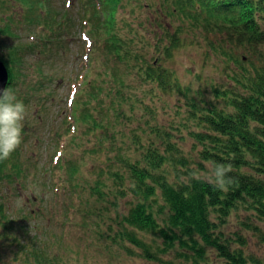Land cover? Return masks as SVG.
Instances as JSON below:
<instances>
[{
  "label": "rangeland",
  "instance_id": "rangeland-1",
  "mask_svg": "<svg viewBox=\"0 0 264 264\" xmlns=\"http://www.w3.org/2000/svg\"><path fill=\"white\" fill-rule=\"evenodd\" d=\"M67 1L50 2L60 17L56 15L58 17L50 18L49 22L45 21V13L39 16L36 12L35 19L41 22L37 24L29 20L26 4L19 0H0V58L12 60L16 83L12 91L26 105L23 127L27 131L22 132V143L18 147L19 165L25 172H13L11 163L4 170L6 176L0 172V264H198L181 256L182 252L195 254L193 249L182 248L179 243L166 249L160 232L134 229L152 254L150 257L143 248L123 240V219L137 201L129 191L126 195L121 193L130 182L132 184V173L123 162L140 160V165L145 166L142 150L154 143L164 152L166 144L158 135L169 132L176 148L173 155L186 158L188 162L187 166H179L181 171L191 168L209 174L213 164L202 159L199 151L204 146L193 134L207 130L190 119V106L184 95L165 93L155 82H140L135 75L124 74L130 84L125 93L131 98L122 102L123 107L118 108L116 114L111 113L102 121L104 124L110 121L112 136L100 128L92 131L86 124H81L74 132L73 140L69 135L61 136L67 131L66 120L73 121L68 98L74 102L88 100L86 107L91 112L90 98L74 92L83 79L90 80L106 66L102 45L92 47L94 43L85 42L82 35V12L90 8L83 10L84 3L80 0H70L67 6ZM160 1L144 0L147 4L144 8L134 2L127 3V11L120 14L118 25L124 26L125 34L127 24L141 30L151 28L148 33L154 29L145 36L155 43V35L160 33L156 23ZM61 17L66 20L62 24L59 23ZM163 19L165 24L177 23L166 16ZM259 25L264 31V16L259 19ZM169 30L172 33L174 28ZM144 32L140 33L143 37ZM179 35L182 44L170 57L159 58L160 54L152 45L147 60L152 62L157 58L155 62L168 68L181 85H191L190 92L199 107H203L205 101L214 100L215 89L236 86L245 91L234 80L240 67L226 54L244 57L246 62L242 66L248 72L254 73L264 66L262 35L251 40L240 36V44L226 32L206 33L194 29ZM12 47L31 54L24 58L21 53L20 57ZM88 55L89 62L85 60ZM93 56L95 60L91 62ZM37 63L42 64L43 74ZM118 68L126 69L123 64ZM46 75L44 85L39 86L40 76ZM84 86L85 91H89L90 86L85 83ZM43 91H53V100L42 103ZM132 104H135L133 108ZM216 106L229 109L221 99ZM56 151V157L52 158ZM165 155L169 157L171 153ZM61 159L65 161L60 166L55 165ZM69 160L73 162L74 176L68 170ZM101 168L107 170L105 176L99 174ZM252 169L242 168L259 176ZM115 170L122 174L120 179L112 175ZM125 178L121 185L120 181ZM186 178L181 176V180ZM169 179L177 181L175 172ZM98 183L101 188L97 187ZM96 190H101V195ZM160 205H164V199L159 191L155 206ZM164 206V213L157 215L161 223H166L164 214L168 213V207ZM218 216L211 214L213 220H219ZM217 233L222 241L229 240L230 250L242 249L247 264H264V216L257 210L245 206L233 210ZM207 255L199 264L228 262L215 248L208 247Z\"/></svg>",
  "mask_w": 264,
  "mask_h": 264
},
{
  "label": "trees",
  "instance_id": "trees-1",
  "mask_svg": "<svg viewBox=\"0 0 264 264\" xmlns=\"http://www.w3.org/2000/svg\"><path fill=\"white\" fill-rule=\"evenodd\" d=\"M19 1L26 4L24 6L29 20L37 24L41 22L35 19L36 12L39 16L45 13L46 22H49L50 18L60 17L59 12L57 14V10L50 4L52 0ZM80 1L84 3L83 10L90 8L89 13L87 9L82 12V23L86 22L89 27L88 34L94 42L93 47H96V44L102 45V52L106 54V66L102 73L97 72L90 80L83 79L80 88L74 92L89 97L93 108L89 112L86 107L88 100L74 102L72 99L75 103L71 111L73 121L66 118L67 131L61 136L69 135L73 140L74 132L79 130L81 124L89 125L92 131H99L100 128L106 131L109 137L112 136L111 123L109 120L107 124L102 123L103 118L108 119L111 113L116 114L118 108L123 107L122 102L131 98L125 93V89L129 88L130 84L123 75L133 74L140 82L157 83L158 88L165 93L177 92L184 95L190 106L188 111L190 119L196 122L198 127L207 130L193 133L196 140L204 146L199 151L202 159L212 162L213 166L223 163L232 167L229 175L233 183L226 191L216 189L207 182L196 181L191 178L193 169L181 171L182 168H179V166H187L188 162L186 158H177L173 155L176 148L171 142V134L166 132L158 135L166 144L165 151L162 152L159 146L151 143L141 153L146 161L145 166L140 165V160L132 163L122 160L132 173V184L130 182V186L124 187L121 193L126 195V191H129L135 197V201L137 200L123 219L121 232L123 240L143 248L145 254L150 257L152 254L137 237L134 229L150 230L161 233L166 249L174 247L176 243L182 248L193 249L195 254L182 252L181 256L193 259L195 263L205 261L208 258V247H212L228 260L227 264H247L242 249L230 250L227 245L229 240L222 241L217 230L220 224L226 221L227 216L241 206L257 210L261 216H264V66L254 70V73L248 72L244 65L242 66V63L246 62L244 57H235L232 53L226 54L229 60L235 61L240 67L241 71L234 76V80L245 91L236 89V86L223 90L215 89L214 100L211 103L205 101L204 106L199 107L190 92L191 85H181L168 68L160 62H155L157 58L149 62L147 53L153 45L155 51L160 54L159 58L162 55L170 57L173 50L182 44L179 34L185 30L199 29L206 33L226 32L230 39L234 36L233 41L238 44L241 43L240 36L251 40L262 35L264 39V31L259 25V19L264 16V0H161L156 16L160 33L155 35V43L146 39L154 29L148 33L151 28L146 27L144 32L125 22L127 24L125 28L127 34H125L124 26L118 25L120 14L127 11V3L134 2L140 8H144L147 5L144 4V0ZM163 16L174 19L177 23L165 24ZM65 21V18H59L60 24ZM187 22L188 27H186ZM170 27L174 28L172 33ZM142 32L144 37L140 34ZM12 50L20 57H22L21 53H24V58L27 54H31L23 52L24 50L17 51L14 48ZM94 60L93 56L91 62ZM5 62L9 68L10 78L14 82L15 70L10 64L12 60L6 57ZM39 63L37 66L40 74H43L42 64ZM110 63L114 65L110 67L108 65ZM119 64H123L126 69L120 70ZM46 77L47 75L40 76L39 86L44 85L43 80ZM84 83L90 86L87 92ZM8 88L15 90L12 83ZM42 95L44 104L53 100L55 96L53 91H43ZM220 99L230 110L217 108L216 103ZM134 106L135 104H132V108ZM24 130L23 127L22 132ZM167 152L171 153L169 157L165 155ZM61 161L57 163L58 166ZM8 163H11L13 172L17 174L21 171L25 172L19 165L18 148L9 159L0 161V172L5 176L7 173H4V170L7 169ZM243 167L253 168L259 176L243 171ZM68 170L73 173L72 176L76 175L72 160L68 162ZM105 171L107 170L101 168L99 174L105 176ZM117 171L119 170L113 171L112 175L120 179L122 174ZM174 172L177 181L171 182L169 178ZM182 175L187 177L186 180H181ZM125 180L126 178L120 181L121 185H124ZM97 187L101 188V183H98ZM96 191L101 195V190ZM159 191L162 193L164 205L168 207V213L164 214L167 224L159 222L157 216L164 213L165 209L164 205L155 206ZM215 213L219 214L217 217L219 220L211 218V214Z\"/></svg>",
  "mask_w": 264,
  "mask_h": 264
},
{
  "label": "clouds",
  "instance_id": "clouds-1",
  "mask_svg": "<svg viewBox=\"0 0 264 264\" xmlns=\"http://www.w3.org/2000/svg\"><path fill=\"white\" fill-rule=\"evenodd\" d=\"M25 116V103L18 99L10 88L0 89V161L9 159L22 143ZM231 172L230 165L217 163L209 168V174H202L193 169L191 178L207 182L216 189L226 191L233 183L229 175Z\"/></svg>",
  "mask_w": 264,
  "mask_h": 264
},
{
  "label": "water",
  "instance_id": "water-1",
  "mask_svg": "<svg viewBox=\"0 0 264 264\" xmlns=\"http://www.w3.org/2000/svg\"><path fill=\"white\" fill-rule=\"evenodd\" d=\"M9 82V72L5 63L0 59V89L7 88Z\"/></svg>",
  "mask_w": 264,
  "mask_h": 264
},
{
  "label": "flooded vegetation",
  "instance_id": "flooded-vegetation-1",
  "mask_svg": "<svg viewBox=\"0 0 264 264\" xmlns=\"http://www.w3.org/2000/svg\"><path fill=\"white\" fill-rule=\"evenodd\" d=\"M0 59H2V58H0ZM3 60V62L5 63V65L7 66V64H6V62H5V59H2ZM8 68V67H7ZM8 71H9V68H8Z\"/></svg>",
  "mask_w": 264,
  "mask_h": 264
}]
</instances>
